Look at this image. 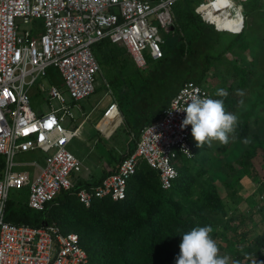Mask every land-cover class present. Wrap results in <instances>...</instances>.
I'll use <instances>...</instances> for the list:
<instances>
[{
	"label": "built area",
	"instance_id": "obj_1",
	"mask_svg": "<svg viewBox=\"0 0 264 264\" xmlns=\"http://www.w3.org/2000/svg\"><path fill=\"white\" fill-rule=\"evenodd\" d=\"M177 1L0 0V264H90L77 234L64 235L54 223L34 228L5 220L11 190L28 189L27 207L42 210L60 192L74 190L69 176L80 166L66 149L77 131L62 125L69 112L60 91L50 87L49 100H57L60 107L41 115L32 111L29 91L52 68L73 102L88 98L100 73L92 47L103 40L125 48L135 66L144 70V53L154 62L162 58L159 31L174 29L170 7ZM245 1L203 0L195 12L218 27L208 15L214 4L220 5L221 13L231 11L232 2ZM240 15L236 27L242 28L246 18ZM17 20L27 28L21 29ZM194 96L214 99L203 85L183 84L161 116L140 130L133 152L97 185L79 189L78 201L89 207L96 199L123 200L141 162L156 171L161 189L169 190L178 176L180 157L193 158L197 145L192 126L181 127L186 118L182 110ZM103 119H121L115 101L106 107ZM22 152L44 154L43 166L29 164L38 170L33 180L15 170L22 165L14 158Z\"/></svg>",
	"mask_w": 264,
	"mask_h": 264
},
{
	"label": "trees",
	"instance_id": "obj_2",
	"mask_svg": "<svg viewBox=\"0 0 264 264\" xmlns=\"http://www.w3.org/2000/svg\"><path fill=\"white\" fill-rule=\"evenodd\" d=\"M199 3L200 0H178L170 7L176 32L174 45L170 49L161 47L162 58L144 70L135 66L125 48L112 45L108 40L92 47L100 72L104 74L121 114L119 123L131 130L132 143L124 155L133 152L140 130L161 116L178 88L186 82L201 85L212 63L220 64L226 53L242 50L235 47L243 36L245 25L238 26L240 29L237 27L235 32L222 30L226 27L218 24L216 27L195 12ZM255 8H264L260 0L243 2L245 18ZM214 18L222 24L232 22L225 12ZM227 34L232 35L231 38L226 37ZM233 68L240 75L239 86L244 87L248 71L236 64ZM216 91L211 92L214 99H222L226 112H234L238 98L232 95L231 87L227 89L226 97L216 96ZM251 113L243 114L238 120L232 134L235 140H243L250 134ZM258 157L264 167V134H253L251 143L235 161L240 172L235 173L233 164H226L230 173H235L232 176L235 183L239 178L250 176L252 161ZM193 159L194 156L183 161L179 159L178 176L169 190H162L156 171L142 163L128 181L126 196L121 201L96 199L89 207L78 201L77 191L97 185L107 175L104 174L92 184H79L74 190L60 192L39 211L30 210L26 204H13L8 199L5 220L34 228L54 223L64 235L77 234L90 264H176L183 233L197 226L213 228L227 215L226 204L213 184L196 193V178H201L204 170L196 168L195 176H192L188 164ZM226 186L233 188L231 183ZM230 199L234 198L231 196ZM229 224L222 225L221 237L227 230L235 235L237 227L232 228ZM210 235L215 241L216 234ZM250 235L251 232L242 234L237 241L247 243L242 251L236 245L226 246V250L233 253L231 264H245L247 261L264 264V230L253 238H249ZM216 244L220 250L222 247Z\"/></svg>",
	"mask_w": 264,
	"mask_h": 264
},
{
	"label": "rangeland",
	"instance_id": "obj_3",
	"mask_svg": "<svg viewBox=\"0 0 264 264\" xmlns=\"http://www.w3.org/2000/svg\"><path fill=\"white\" fill-rule=\"evenodd\" d=\"M158 1L160 0H152L153 4ZM239 4L242 7L243 2ZM16 23L21 26V29L27 28L20 20ZM244 25L243 36L235 47L238 49L241 47L242 50L226 53L221 58L222 63L220 64L212 63L201 85L210 92L221 87L227 92V89L231 87L232 95L238 98L237 108L232 114L240 120L243 114L252 112L250 134L243 140H235L230 135L229 143L224 147L218 142H213L208 148H199L196 145L194 159L188 164L189 173L192 176H195L196 168L204 170V175L196 178V193L201 188L213 184L226 204L227 215L221 224L213 226L211 234H216L215 242L222 247L218 254L228 256L229 264L233 262V253L226 250V246L236 245L238 250L242 251L247 245L245 242H237L242 234L251 232L249 238H253L264 230V167L261 164V158L258 157L252 161L250 176L239 178L237 183H235V177H232L240 172L235 161L251 143V136L253 134L263 136L264 134V8L251 10L246 16ZM238 28L231 27L230 31L235 32ZM159 35L162 40L161 47L170 49L174 45L176 36L174 29L169 32L160 30ZM229 36L232 35H226L231 38ZM143 55L147 64L146 68L155 63L146 53ZM233 64L248 71L244 87L239 86L240 75L233 68ZM46 74L45 77L39 78L29 91L30 107L38 115L47 114L51 108H59V102L55 99L49 100L47 94L50 87L54 86L63 96L69 112L64 115L62 125L68 130H74L84 121L79 136L73 138L66 147L67 151L80 163L78 171L69 176V181L74 185L91 184L112 170L117 160L124 155L128 145L132 143L131 130H128L126 125L120 124L119 119L102 120V111L113 102V95L109 93L110 90L106 87L107 81L101 72L96 77L95 92L79 102L72 101L61 77L54 69L49 68ZM238 92H242L243 95H238ZM255 120H259L257 124L252 123ZM180 160L183 161L184 158L180 157ZM14 162L22 165L16 167V171L26 173L33 180L37 177L38 170L29 164L36 162L39 166H43L44 154L22 152L15 156ZM142 163L144 162L140 164ZM226 164L234 165V174L230 173ZM226 183H231L233 188H228ZM231 196L233 200L230 199ZM8 199L16 205L26 204L28 189L11 190ZM226 222H230L229 226L232 228L237 227L235 235L230 230H227L223 237L219 235L224 232L222 225ZM245 264L251 263L247 261Z\"/></svg>",
	"mask_w": 264,
	"mask_h": 264
},
{
	"label": "clouds",
	"instance_id": "obj_4",
	"mask_svg": "<svg viewBox=\"0 0 264 264\" xmlns=\"http://www.w3.org/2000/svg\"><path fill=\"white\" fill-rule=\"evenodd\" d=\"M238 95H243L238 92ZM216 96L226 97L224 89H217ZM186 118L182 121V129L192 126L191 134L197 147H211L213 142L221 145L229 143L238 124L235 114L226 112L222 99L192 97L182 110ZM211 226H197L182 234L180 253L176 264H229L228 256H220L216 242L211 238Z\"/></svg>",
	"mask_w": 264,
	"mask_h": 264
},
{
	"label": "bare ground",
	"instance_id": "obj_5",
	"mask_svg": "<svg viewBox=\"0 0 264 264\" xmlns=\"http://www.w3.org/2000/svg\"><path fill=\"white\" fill-rule=\"evenodd\" d=\"M229 8H230L231 11H226V12L229 14V16H230L231 18H233V19H232L233 22L229 21V22H231L230 24H222V23H220L218 20H216V19L214 18L215 15H217L218 13H220V11H222V10H220L221 7H220L219 4H214V5H213V9H209L208 15H209L210 20H213L214 22H216V24H218V25H220V26H222V27H226V28H227V27H233V26H236L237 23L240 24V19H241V15H240V14H243V12L241 11L242 8L240 7V5H238V4H234V2H232V3L229 5ZM229 12H230V13H229ZM221 13H222V12H221Z\"/></svg>",
	"mask_w": 264,
	"mask_h": 264
},
{
	"label": "crops",
	"instance_id": "obj_6",
	"mask_svg": "<svg viewBox=\"0 0 264 264\" xmlns=\"http://www.w3.org/2000/svg\"><path fill=\"white\" fill-rule=\"evenodd\" d=\"M226 14H227V16L230 18V16H229V14L226 12V11H224ZM231 19V21L233 22V20H232V18H230ZM106 108H104L103 109V111L102 112H104V110H105ZM103 115V114H102ZM64 119V118H63ZM102 120H104L103 118H102ZM63 122V121H62ZM83 122L84 121H82L79 125H77L75 128H74V130H76L77 131V137L79 136V133H80V131H81V128H82V124H83ZM64 127V126H63ZM116 128V127H115ZM114 128V129H115ZM76 137V138H77ZM116 166L117 165H115L113 168H112V170H110L108 173H105V174H109V173H111L114 169H116ZM98 180V179H97ZM93 183V182H92ZM91 183V184H92Z\"/></svg>",
	"mask_w": 264,
	"mask_h": 264
},
{
	"label": "water",
	"instance_id": "obj_7",
	"mask_svg": "<svg viewBox=\"0 0 264 264\" xmlns=\"http://www.w3.org/2000/svg\"><path fill=\"white\" fill-rule=\"evenodd\" d=\"M172 30V29H171Z\"/></svg>",
	"mask_w": 264,
	"mask_h": 264
}]
</instances>
